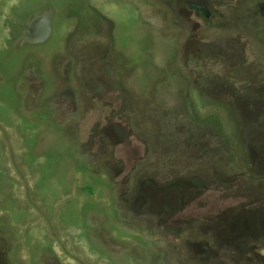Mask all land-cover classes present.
<instances>
[{
  "label": "rangeland",
  "instance_id": "rangeland-1",
  "mask_svg": "<svg viewBox=\"0 0 264 264\" xmlns=\"http://www.w3.org/2000/svg\"><path fill=\"white\" fill-rule=\"evenodd\" d=\"M0 264H264V0H0Z\"/></svg>",
  "mask_w": 264,
  "mask_h": 264
}]
</instances>
